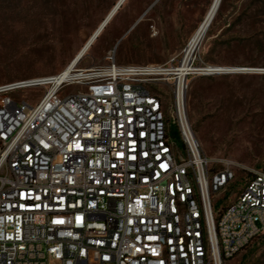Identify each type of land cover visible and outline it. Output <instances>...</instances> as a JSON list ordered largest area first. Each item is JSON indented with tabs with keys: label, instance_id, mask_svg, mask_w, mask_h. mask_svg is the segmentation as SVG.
I'll use <instances>...</instances> for the list:
<instances>
[{
	"label": "built area",
	"instance_id": "2783aa9c",
	"mask_svg": "<svg viewBox=\"0 0 264 264\" xmlns=\"http://www.w3.org/2000/svg\"><path fill=\"white\" fill-rule=\"evenodd\" d=\"M223 73L111 52L1 86L0 264H226L249 247L264 234V171L215 211L239 167L214 169L187 113L189 78ZM32 89L37 103L12 98Z\"/></svg>",
	"mask_w": 264,
	"mask_h": 264
},
{
	"label": "rangeland",
	"instance_id": "374dc122",
	"mask_svg": "<svg viewBox=\"0 0 264 264\" xmlns=\"http://www.w3.org/2000/svg\"><path fill=\"white\" fill-rule=\"evenodd\" d=\"M118 1L0 0V87L63 71ZM212 3L126 0L78 68L103 65L111 52L122 65H177ZM194 59L198 68H246L188 82V118L204 154L215 170L226 160L239 167L217 211L235 201L250 171H264V0H223ZM159 88L171 111V89ZM44 93L12 98L37 103ZM172 133L183 147L175 125ZM226 264H264V234Z\"/></svg>",
	"mask_w": 264,
	"mask_h": 264
},
{
	"label": "bare ground",
	"instance_id": "6f19581e",
	"mask_svg": "<svg viewBox=\"0 0 264 264\" xmlns=\"http://www.w3.org/2000/svg\"><path fill=\"white\" fill-rule=\"evenodd\" d=\"M125 1L126 0H119L118 1L116 6L113 8V10L107 16V18L103 21V23L99 26V28L96 30V32L92 35V37L86 43L84 48L75 56L73 61H71L70 64L62 71V72H65L66 76L70 73V70L72 68L78 67V65L83 61V59L86 57L88 52L91 50L93 45L96 43V41L98 40L100 35L103 33L104 29L106 28V26H105L104 29L102 30L103 26L107 23L108 20L111 21L114 18V16L119 11V9H117L118 5L122 2L124 3ZM222 1L223 0H213V3L211 5L208 13L206 14L203 21L200 23L199 27L197 28V30L195 31V33L191 37L189 44H188V46L184 52L185 57L183 59V63H184L185 68L190 66L192 64V62L194 61V57L196 55V52H197L200 44L202 43L203 39L205 38L206 34L208 33L216 15H217V12L221 6ZM108 24H109V22H108ZM68 67L70 68V70H68ZM209 67L211 70H214L215 72L223 71V70L233 71V70H237V69L238 70L246 69V68H236V67H217V66H209Z\"/></svg>",
	"mask_w": 264,
	"mask_h": 264
},
{
	"label": "water",
	"instance_id": "95a60500",
	"mask_svg": "<svg viewBox=\"0 0 264 264\" xmlns=\"http://www.w3.org/2000/svg\"><path fill=\"white\" fill-rule=\"evenodd\" d=\"M122 4H123V2L122 3H120L119 5H118V8L117 9H120L121 8V6H122ZM109 22V20L107 21V23ZM107 23L103 26V28H102V30L104 29V27L107 25ZM239 71H241V70H233V71H229V73H232V72H239Z\"/></svg>",
	"mask_w": 264,
	"mask_h": 264
}]
</instances>
